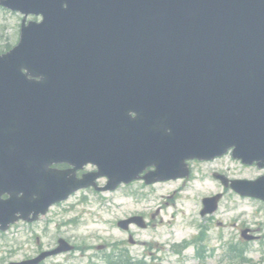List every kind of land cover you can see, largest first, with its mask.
Wrapping results in <instances>:
<instances>
[{"label": "water", "instance_id": "1", "mask_svg": "<svg viewBox=\"0 0 264 264\" xmlns=\"http://www.w3.org/2000/svg\"><path fill=\"white\" fill-rule=\"evenodd\" d=\"M0 4L44 18L0 56V192L15 196L2 229L69 195L53 163L118 185L149 167L147 183L177 179L230 148L264 162V0Z\"/></svg>", "mask_w": 264, "mask_h": 264}, {"label": "rangeland", "instance_id": "2", "mask_svg": "<svg viewBox=\"0 0 264 264\" xmlns=\"http://www.w3.org/2000/svg\"><path fill=\"white\" fill-rule=\"evenodd\" d=\"M22 19L23 17L19 14L0 9V52L6 51L8 47L12 48L18 43ZM29 20L38 21L40 19L29 17ZM227 160L226 158L222 159L213 165H209L208 168L204 166L197 167L198 174L195 175V178L192 181L185 182L177 191L175 190L180 184L178 181L160 183L154 186H143L142 182H136L130 187L123 186L114 194H109L106 197V199L112 200L117 207L113 213H97V205L100 200L93 194L86 193L82 195L86 197L84 204L78 201L82 196H77L69 203L53 208L48 217L36 224V231H34V226L32 228L20 224L15 226L6 237H0V264L32 256L34 247L37 246L33 236L35 233L42 239L44 249L52 247L58 237L83 247L78 252L51 259L46 264H107L102 256L109 251H98L95 247L101 245L112 246L118 243L123 244L124 249L128 250L129 255L136 260H141L145 250L151 252L154 258H160V260H155L153 264H222L215 259L207 262L193 261L192 247L182 250V255L177 254L173 244L180 243L181 238H175L174 224L168 225V229H171L168 242L158 246L155 241L158 238V229L163 224L162 219H170L171 214L165 216L168 210L183 209L190 216L195 217L194 213H196V216L199 217L200 199L216 192L217 183L213 182L210 177L213 171L228 169L232 175L248 179L263 174L257 169H243L233 162H227ZM249 206L248 203L239 202L230 197L222 205V210L216 217L221 220L232 219L234 213L228 212L231 208L246 209ZM140 214L151 220L148 230L135 227L125 234L121 233L119 228L116 227L117 221L115 219H125ZM244 220L250 222L254 219L249 216ZM72 221L78 222L77 224L70 223ZM201 223L204 226L211 225L207 224L204 219L201 220ZM190 233H194L193 227ZM230 233L234 232L230 231ZM130 236L135 241V245L129 244ZM184 239H189V235ZM262 243L249 246L250 251L247 257L252 264H264V241ZM144 262H149V258ZM223 264H228V262Z\"/></svg>", "mask_w": 264, "mask_h": 264}, {"label": "bare ground", "instance_id": "3", "mask_svg": "<svg viewBox=\"0 0 264 264\" xmlns=\"http://www.w3.org/2000/svg\"><path fill=\"white\" fill-rule=\"evenodd\" d=\"M163 222H166V221H163ZM167 224H168V222H167ZM184 224H183V222H182V220L181 219H178L177 221H176V223H175V227L176 228H180V227H182ZM165 229H166V227L164 226L163 227V229L160 231V235H159V238L157 239V243L160 245V244H163L164 242H165V238L163 237V234H164V232H165ZM178 235H180V232H178Z\"/></svg>", "mask_w": 264, "mask_h": 264}]
</instances>
